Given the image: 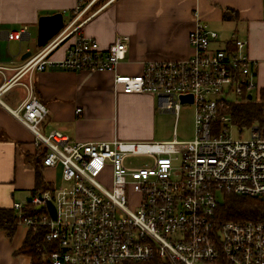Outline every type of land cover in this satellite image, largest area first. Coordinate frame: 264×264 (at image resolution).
<instances>
[{"label": "built area", "instance_id": "2783aa9c", "mask_svg": "<svg viewBox=\"0 0 264 264\" xmlns=\"http://www.w3.org/2000/svg\"><path fill=\"white\" fill-rule=\"evenodd\" d=\"M195 17L201 20L198 12ZM28 37L26 30L8 33L9 40ZM72 37L66 56L54 60L53 53ZM128 43L129 37L121 36L103 49L97 39L79 32L74 20L25 68L114 73L126 59ZM188 43V59L148 62L141 74H117L114 87L127 95L155 96L161 114L178 116L183 106H192V140L80 142L57 130L44 133L49 109L31 85H25L20 105L9 109L33 134L44 168L61 172L60 185L55 180L52 190L31 196L34 208L45 205L42 213L26 216V205L13 204L20 226L34 232L47 228L46 240L57 247L50 264H146L154 259L264 264V220L227 221L221 210L226 194L264 198V130L235 124L231 115L236 105L260 101L258 64L246 54L245 40L222 41L203 24L190 32ZM183 96H192L193 102L182 103ZM232 127L239 134L249 131V137L232 138ZM48 201L56 207V220Z\"/></svg>", "mask_w": 264, "mask_h": 264}, {"label": "crops", "instance_id": "0c3cea01", "mask_svg": "<svg viewBox=\"0 0 264 264\" xmlns=\"http://www.w3.org/2000/svg\"><path fill=\"white\" fill-rule=\"evenodd\" d=\"M196 12L200 21L195 17ZM57 13L64 14L65 24L75 20L79 32L97 39L103 49L121 36L129 37L126 59L119 63L116 72H74L58 68L28 71L25 68L28 59L24 60L23 55L28 52L34 55L32 47L20 44L15 50V42L19 41L9 40L8 33L26 30L29 37L22 42L37 41L39 18ZM224 16L244 25L243 40L248 43L245 52L257 62L260 77V67L264 66L262 0H83L82 3L81 0H0V88L3 87L0 92V207L11 208L14 203L25 205L35 188V161L39 154L34 136L9 110L18 107L27 95L25 85H31L49 109L44 133L57 130L71 141L80 142H138L133 140L150 138L145 128L133 133L129 128L119 129L118 124L110 131H97L89 125L93 124L90 99L94 95L106 97L119 110L121 105H134L146 125L153 127L157 114H161L157 110V98L150 94H125L121 88L114 87L115 76L141 74L148 62L188 59L192 54L188 43L190 32L203 24L219 33L210 24L228 20ZM74 40L72 37L62 44L52 58L63 59ZM18 90L23 92L19 102ZM58 171L44 168L45 181L53 184ZM27 232L19 226L10 239L0 229V264H32L29 256L16 254Z\"/></svg>", "mask_w": 264, "mask_h": 264}, {"label": "rangeland", "instance_id": "374dc122", "mask_svg": "<svg viewBox=\"0 0 264 264\" xmlns=\"http://www.w3.org/2000/svg\"><path fill=\"white\" fill-rule=\"evenodd\" d=\"M225 20L224 22H216L210 24L212 28L214 27L219 31L221 40L227 41L233 38H244V25L242 23H238L237 21ZM238 24V25H237ZM20 44L22 47L31 46L32 50L35 53L40 49L37 45V41L35 39L30 40L29 42H15V50L20 48ZM19 52V50H18ZM258 87L264 88V66L260 67V77L257 79ZM17 100L18 102L23 97V92L18 90ZM258 99L257 92H254L253 101ZM90 103L92 105V122L93 124H89L96 128L97 131L100 129L108 130L115 129L118 124V128L121 127L129 128L133 133H139V130L145 128L148 130L147 136L151 134L150 138L142 139V140H133L138 142H165L172 141L175 138L179 141H188L194 138V115L195 110L192 106L186 105L183 106L178 116L172 114H157L155 118V122L153 127L146 125L145 121H143L141 114L135 108L134 105L131 106H119L113 107L109 100L106 97H99L94 95L90 99ZM157 106V105H156ZM158 107V106H157ZM176 130V136L174 134ZM249 131H244L242 134H239L238 130L232 127L231 136L234 139H247L249 137ZM137 162L141 163V160ZM53 177V176H52ZM54 179V177H53ZM57 185L61 184V172L58 171L55 176ZM104 185L109 186L108 180L106 178L101 179ZM52 187L48 190L53 189L52 183L50 184ZM47 190V191H48ZM46 192V191H44ZM132 196V194H131ZM136 202V198L133 200L132 205ZM28 200H26L25 205H27ZM37 208V207H36ZM23 228L27 227L22 226Z\"/></svg>", "mask_w": 264, "mask_h": 264}, {"label": "trees", "instance_id": "16d2710c", "mask_svg": "<svg viewBox=\"0 0 264 264\" xmlns=\"http://www.w3.org/2000/svg\"><path fill=\"white\" fill-rule=\"evenodd\" d=\"M229 20V16H224ZM259 102H247L236 105L232 108L231 115L235 124L250 127L258 125L264 130V88L261 90ZM44 164L41 156L35 161V188L31 191V196L47 191L52 186L46 182L44 175ZM222 219L227 221L264 220V198L252 199L246 197L226 194L221 204ZM26 216L39 215L41 211L34 208L28 202L23 209ZM20 212L14 207H0V229L4 230L7 237L12 239L21 222ZM47 228L40 227L36 232L29 229L24 243L16 254L27 255L31 258L32 264H50L48 262L51 253L57 249L54 243L46 240ZM146 264H164L159 259H154Z\"/></svg>", "mask_w": 264, "mask_h": 264}, {"label": "water", "instance_id": "95a60500", "mask_svg": "<svg viewBox=\"0 0 264 264\" xmlns=\"http://www.w3.org/2000/svg\"><path fill=\"white\" fill-rule=\"evenodd\" d=\"M65 28V18L63 13H57L49 16H42L39 18L38 22V36H37V45L39 48H43L47 45L54 37L61 33V31ZM32 56L31 52H28L23 55V59L27 60ZM251 100L252 97L250 96ZM182 103H192V96H183L181 98ZM32 198L28 199V202H31ZM47 208L53 217L54 220L57 219V211L56 207L51 201H48ZM45 207V205L38 206V210H41Z\"/></svg>", "mask_w": 264, "mask_h": 264}]
</instances>
